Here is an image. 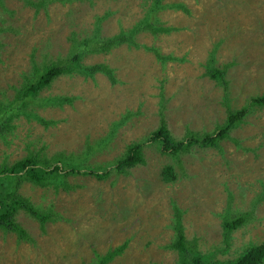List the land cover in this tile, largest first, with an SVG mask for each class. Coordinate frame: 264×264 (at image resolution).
Returning <instances> with one entry per match:
<instances>
[{
    "label": "rangeland",
    "instance_id": "obj_1",
    "mask_svg": "<svg viewBox=\"0 0 264 264\" xmlns=\"http://www.w3.org/2000/svg\"><path fill=\"white\" fill-rule=\"evenodd\" d=\"M181 1L190 12L162 9L153 15L174 31L138 35L141 44L176 60L162 66L153 52L127 45L84 53L85 65L104 62L117 81L101 73L58 76L40 94L75 100L63 108L35 107L48 125L13 117L12 128L1 133L0 166L41 147L47 155L80 156L87 143L113 132L114 121H123L86 162L108 171L127 144L157 128L162 114L181 138L187 130L212 131L234 108L264 94V0ZM148 8L144 0H0V102H11L36 70L67 63L76 43L95 35L97 25L101 38L110 37L131 28ZM213 65H229L227 88L209 76ZM190 149L178 157L149 150L145 164L103 179L79 174L57 186L22 182L23 196L61 218L41 223L22 211L18 220L28 237L0 230V264H178V251L168 246L175 207L183 211L186 238L205 253L215 252V259H232L263 242L264 106L250 107L219 149ZM167 167L176 182L163 179ZM242 214L247 221L231 232L227 253H216L226 248L224 217Z\"/></svg>",
    "mask_w": 264,
    "mask_h": 264
},
{
    "label": "trees",
    "instance_id": "obj_2",
    "mask_svg": "<svg viewBox=\"0 0 264 264\" xmlns=\"http://www.w3.org/2000/svg\"><path fill=\"white\" fill-rule=\"evenodd\" d=\"M149 3V8L144 17L138 20L131 28L126 31L119 32L110 37L101 38L100 26L97 25V32L91 37H87L83 43H76L77 51L73 58L68 59L64 64L54 62L51 65L45 66L41 70H36V76L28 80L22 85L13 99L8 104L0 102V137L1 133L8 128H12L11 120L13 117L25 115L28 118H33L40 123L50 124L41 117L38 111H34L35 107L47 108L57 107L63 108L66 103H71L75 98L66 96H43L40 91L45 87H50L51 82L58 76L69 73H80L85 76H95L103 74L116 82L117 78L115 70L108 64L101 62L93 65H85L82 62V56L86 52L95 53H110L112 49L123 45L128 47H144L153 52L157 56V60L165 66L168 61H174L177 58L172 54L162 53L159 47L148 46L141 44L138 40V35L142 32H149L152 36L157 33H171L176 28L165 25L160 18L153 20V15L162 9H171L174 11L190 12L188 5L181 0H144ZM166 3H164V2ZM169 1V2H168ZM103 18L98 19V24ZM162 24V26H161ZM215 60H211L208 64H215ZM229 65L217 66L213 65L210 68L209 76L212 80L220 82L224 88L228 87L227 72ZM264 106V94L251 96L248 104L243 108H234L230 112L227 119L218 124L213 131H192L187 130L184 137H175L170 130L166 121L165 115L162 114L159 120V125L156 129L148 134L147 137L141 140L132 141L126 145L124 152L119 154L112 162V168L99 172L102 167H92L87 164L90 153L95 152L106 145L115 134V128L123 122L114 121L116 125L113 132L108 133L104 138L97 140L94 144H88L83 154L80 156H69L65 152H55L47 155L44 148L28 149L27 154L15 161L11 165L5 164L0 166V230L8 232H16L21 238L28 237V233L19 222V214L23 211L29 213L32 217L39 220L41 223L47 222L54 218H61L59 213L41 210L28 197L23 196L19 189V185L28 181L32 184L43 185L52 184L54 186L63 183L66 176L79 174H90L99 179H103L112 171L117 174H128L129 171L139 165L146 163V154L149 150L155 152V149L161 154L178 157L183 153H189L191 147L196 145L199 148L214 147L219 149L221 140L230 137L234 128L238 127L243 122L247 113L252 106ZM125 117V116H123ZM125 120V119H124ZM90 143V142H89ZM86 163V165H85ZM166 176L164 180L168 182H176L178 177L172 167L165 169ZM183 211L179 207H175L172 216L170 227L174 231V236L169 243L170 249L177 250L180 256L178 264H263L264 262V241L259 244H249L242 249L232 259H215V252L205 253L198 249L195 241H189L184 233L183 226ZM247 221L246 215H236L231 218L225 216L223 219V236L226 242V248L219 247L216 253H227L230 246V234L236 228L243 226ZM116 254V251L110 252L103 259V263L108 261Z\"/></svg>",
    "mask_w": 264,
    "mask_h": 264
},
{
    "label": "clouds",
    "instance_id": "obj_3",
    "mask_svg": "<svg viewBox=\"0 0 264 264\" xmlns=\"http://www.w3.org/2000/svg\"><path fill=\"white\" fill-rule=\"evenodd\" d=\"M214 129H215V128H214ZM214 129H213V130H214ZM213 130H212V131H213ZM227 138H228V137H227ZM225 139H226V138H225ZM223 140H224V139H223ZM223 140H221V141H223Z\"/></svg>",
    "mask_w": 264,
    "mask_h": 264
}]
</instances>
